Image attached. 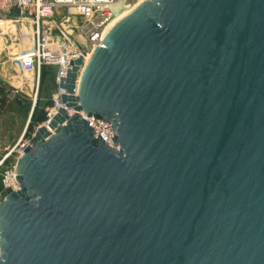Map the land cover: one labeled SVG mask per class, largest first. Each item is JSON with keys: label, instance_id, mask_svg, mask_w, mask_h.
<instances>
[{"label": "water", "instance_id": "obj_1", "mask_svg": "<svg viewBox=\"0 0 264 264\" xmlns=\"http://www.w3.org/2000/svg\"><path fill=\"white\" fill-rule=\"evenodd\" d=\"M155 1L104 34L77 95L71 62L0 191V264H264V0Z\"/></svg>", "mask_w": 264, "mask_h": 264}, {"label": "built area", "instance_id": "obj_2", "mask_svg": "<svg viewBox=\"0 0 264 264\" xmlns=\"http://www.w3.org/2000/svg\"><path fill=\"white\" fill-rule=\"evenodd\" d=\"M120 2L121 0H0V43H11L15 49L10 59L15 75L18 76H12V79L16 78L19 86L10 85L12 92L17 94L22 84H30L33 88V106L40 67L53 69L54 92L50 106L45 110V119L40 125H45L59 108H64L59 102V96L64 93L59 84L66 78L71 62L81 58L83 66L84 60L96 46L102 47L103 32L114 19L116 6ZM76 37L80 42L73 39ZM80 70L76 72L74 95L78 91ZM65 112L69 117L73 114L68 109ZM79 116L91 129L94 139H99L108 148L118 151V146L112 142L115 134L112 123H105V120H97L91 116L86 118L82 112H79ZM36 128L28 134L24 130L12 145L0 150V170L8 157L21 156L24 148L30 145ZM14 168L13 163L8 171H4L1 180L3 189L17 191L19 183L16 181Z\"/></svg>", "mask_w": 264, "mask_h": 264}, {"label": "rangeland", "instance_id": "obj_3", "mask_svg": "<svg viewBox=\"0 0 264 264\" xmlns=\"http://www.w3.org/2000/svg\"><path fill=\"white\" fill-rule=\"evenodd\" d=\"M145 4L150 7L158 5L157 1L154 2V0H121V2L116 6L117 8L114 18L126 12H129L128 14H130L136 9V7L139 8ZM5 23L8 24L9 22ZM72 35H74V32H72ZM73 39L79 41L77 37ZM2 47L5 50H3ZM12 47L13 45L11 43H0V138L6 141L11 140L14 137H18L24 130V133L28 134L31 130H33V128L38 127V125L35 126L36 124H34V121L35 119H40V116H44L45 119V110L49 108L51 95L54 92L52 84L53 69L43 66L39 72L40 76L36 90L37 94L33 106H31L33 88L26 87V85H22L20 87L21 92H24L23 94L18 92L16 96L10 98V100L6 103L7 95H5L4 92L11 91L9 85L19 86V83L16 82V78L15 80L12 79L13 73L15 74L14 67L11 62L12 59H10L13 56V52H15V49ZM8 78L10 79L8 80L9 84L7 85L6 82ZM34 108L35 111L33 118L30 122H28L29 115H31L30 111L32 112ZM19 159L20 158L16 157V155H11L8 157V161L5 162L3 168L0 170V191L3 189L1 180L2 175H4V171H8L9 166L13 163L16 169Z\"/></svg>", "mask_w": 264, "mask_h": 264}, {"label": "crops", "instance_id": "obj_4", "mask_svg": "<svg viewBox=\"0 0 264 264\" xmlns=\"http://www.w3.org/2000/svg\"><path fill=\"white\" fill-rule=\"evenodd\" d=\"M12 76H15V74L13 73ZM9 79H10V78L7 79V82H6L7 85L9 84V82H8ZM22 85H26V87H30V84H22ZM9 86H10V85H9ZM20 87H21V86H20ZM20 87H19V91L17 90V92H21ZM10 90H11V88H10ZM11 92H12V90H11ZM12 93H13V97L16 96V94H15L14 92H12ZM21 93L23 94L24 92H21ZM4 94L7 95L6 92H4ZM9 100H10V97L7 96L6 103H7ZM16 139H17V137H14V138H12L11 140L6 141V140H4V139L2 140V139L0 138V150H3L4 148H8V146L12 145V144L15 142ZM19 158H21V157H19Z\"/></svg>", "mask_w": 264, "mask_h": 264}, {"label": "bare ground", "instance_id": "obj_5", "mask_svg": "<svg viewBox=\"0 0 264 264\" xmlns=\"http://www.w3.org/2000/svg\"><path fill=\"white\" fill-rule=\"evenodd\" d=\"M137 8V7H136ZM133 10V9H132ZM131 12V11H130ZM129 12H126V13H124V14H120V15H118L116 18H114L109 24H108V26L105 28V30H104V32H103V36H104V34L110 29V28H112L113 26H115L116 24H118V21L122 18V17H124L126 14H128ZM89 58H90V55L89 56H87V58L84 60V63H83V66H82V68H81V70H80V73L83 71V69H84V67H85V65L87 64V61L89 60ZM80 76L81 75H79V78H78V82L80 81ZM15 169V168H14ZM16 169H17V167H16ZM16 169H15V171H16ZM15 173V172H14Z\"/></svg>", "mask_w": 264, "mask_h": 264}, {"label": "trees", "instance_id": "obj_6", "mask_svg": "<svg viewBox=\"0 0 264 264\" xmlns=\"http://www.w3.org/2000/svg\"><path fill=\"white\" fill-rule=\"evenodd\" d=\"M43 68V66H41L40 67V69H42ZM50 68V67H49ZM39 72H40V70H39ZM34 111H35V108L33 109V111L31 112V115H29V121L28 122H30L31 121V119L33 118V114H34ZM44 120V116H40V119H35V121H34V124H36L35 126H39V124L42 122ZM32 131V130H31Z\"/></svg>", "mask_w": 264, "mask_h": 264}]
</instances>
